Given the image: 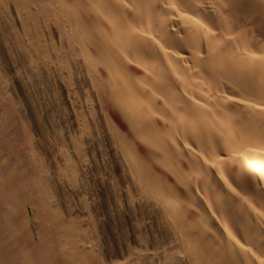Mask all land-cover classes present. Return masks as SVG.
Segmentation results:
<instances>
[{
    "label": "bare ground",
    "instance_id": "6f19581e",
    "mask_svg": "<svg viewBox=\"0 0 264 264\" xmlns=\"http://www.w3.org/2000/svg\"><path fill=\"white\" fill-rule=\"evenodd\" d=\"M0 264H264V0H0Z\"/></svg>",
    "mask_w": 264,
    "mask_h": 264
}]
</instances>
